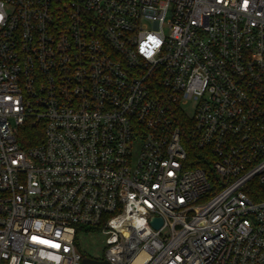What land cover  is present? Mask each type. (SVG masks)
Returning a JSON list of instances; mask_svg holds the SVG:
<instances>
[{
    "label": "built area",
    "instance_id": "obj_1",
    "mask_svg": "<svg viewBox=\"0 0 264 264\" xmlns=\"http://www.w3.org/2000/svg\"><path fill=\"white\" fill-rule=\"evenodd\" d=\"M86 257L264 264V0H0V264Z\"/></svg>",
    "mask_w": 264,
    "mask_h": 264
},
{
    "label": "rangeland",
    "instance_id": "obj_2",
    "mask_svg": "<svg viewBox=\"0 0 264 264\" xmlns=\"http://www.w3.org/2000/svg\"><path fill=\"white\" fill-rule=\"evenodd\" d=\"M190 115L193 113V108H188ZM81 246L93 257L103 258L105 255L106 243L105 235L92 232H83L78 235Z\"/></svg>",
    "mask_w": 264,
    "mask_h": 264
},
{
    "label": "trees",
    "instance_id": "obj_3",
    "mask_svg": "<svg viewBox=\"0 0 264 264\" xmlns=\"http://www.w3.org/2000/svg\"><path fill=\"white\" fill-rule=\"evenodd\" d=\"M43 137V128L40 124L32 125L28 124L21 132V141L25 146L33 145L39 142ZM196 155V151L191 152Z\"/></svg>",
    "mask_w": 264,
    "mask_h": 264
},
{
    "label": "water",
    "instance_id": "obj_4",
    "mask_svg": "<svg viewBox=\"0 0 264 264\" xmlns=\"http://www.w3.org/2000/svg\"><path fill=\"white\" fill-rule=\"evenodd\" d=\"M153 224L155 225V227H159L162 224V218L161 217H154L152 220ZM84 263L85 264H112L110 261L108 260H97V259H92L89 257H86L84 259Z\"/></svg>",
    "mask_w": 264,
    "mask_h": 264
}]
</instances>
